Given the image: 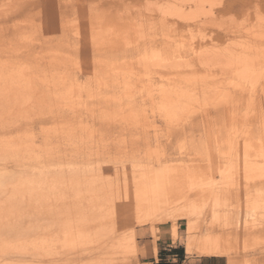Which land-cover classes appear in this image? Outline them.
I'll list each match as a JSON object with an SVG mask.
<instances>
[{
  "label": "rangeland",
  "instance_id": "rangeland-1",
  "mask_svg": "<svg viewBox=\"0 0 264 264\" xmlns=\"http://www.w3.org/2000/svg\"><path fill=\"white\" fill-rule=\"evenodd\" d=\"M224 1L0 0L1 232L38 242L0 264H264V4Z\"/></svg>",
  "mask_w": 264,
  "mask_h": 264
},
{
  "label": "bare ground",
  "instance_id": "bare-ground-1",
  "mask_svg": "<svg viewBox=\"0 0 264 264\" xmlns=\"http://www.w3.org/2000/svg\"><path fill=\"white\" fill-rule=\"evenodd\" d=\"M254 1L258 5L264 4V0H254ZM249 2H251V0H225L223 3H220L219 2L218 6L220 4H222L221 5L222 6V9H229V10L235 9V8H238L239 9L240 7H243L244 5L248 4ZM6 5H8V3H6ZM221 6H219V7L221 8ZM4 205L5 204H3V206ZM14 205L15 204H13V206ZM17 206H18V203H17ZM137 208L138 207H136L135 209H137ZM3 209L4 208H2L1 210H3ZM5 209L7 210V207H5ZM8 209H9V207H8ZM14 209H16V208H14ZM13 211L14 210L12 209L11 212H13ZM4 213H3V215H5ZM14 213H15V211H14ZM21 215L24 216V214H21ZM21 217H20V221H21ZM182 217L183 216L181 214H179V213H173V214H169V215H166V216H163V217H158L154 221H147V219H144V218H136L134 220L136 222L135 224L142 225V224H145V223H152L153 224L155 222L159 223V222H165V221H173V222H176L177 220L182 219ZM1 218H2V214L0 216V251H3V252L4 251L5 252H7V251L23 252V251H26V250H34L36 248L38 242H37L36 234L34 232L35 231V227H36V225L34 223L35 222L34 220H30L29 221V224L27 226H24L23 225L22 227H19L18 229H15V227L12 226V228H14L15 230H12L11 231V229L9 228L11 232L10 231L9 232L7 231L8 233H5L6 231L5 232H1V230H2L1 227L5 224V222L7 220L5 221V219H3V218L1 220ZM13 218H14V216H13ZM6 219H9V217H7ZM16 221L18 222V220H16ZM22 221H24V220H22ZM13 222L14 221H12V224H13ZM173 222H171V223H173ZM14 224H15V222H14ZM18 224H19V222H18ZM22 224H23V222H22ZM20 226H21V224H20ZM2 228H5V227H2ZM132 232L133 231H131V233L129 235L130 237L128 236L129 237V242H127V245L129 243V244H131V247L134 246V244H133V236L134 235L132 234ZM75 234L80 237V239L78 238L79 241L77 242V243H80L77 246L78 247L77 248V251H81V250L84 249L83 246H82V242L87 241V238H84V232L81 229L78 230V231H76ZM124 238H126V237H124ZM200 248H201V251H203L205 254H208V255H218V254L226 253V250H225L223 244L219 241V238L216 237V236H211V235H207L206 237L203 238V242H202ZM231 264H235V262L233 261V262H231Z\"/></svg>",
  "mask_w": 264,
  "mask_h": 264
},
{
  "label": "crops",
  "instance_id": "crops-1",
  "mask_svg": "<svg viewBox=\"0 0 264 264\" xmlns=\"http://www.w3.org/2000/svg\"><path fill=\"white\" fill-rule=\"evenodd\" d=\"M164 240H166V239L164 238ZM165 246L171 247L172 242L170 241L169 243H166ZM154 252H156V251H154ZM210 256H212V255H210ZM151 258H153V260L150 263H156L157 260L162 262L164 260L163 258H160L158 254H157V259H156V257H154L153 254L151 255ZM190 261H191V259H189L187 256H184V258L180 261V264H188ZM194 261L196 262V264H208L210 262L208 259H205L203 257H199L197 259H194ZM211 261H212V263L214 261L215 264H218V262H219L218 259L211 260Z\"/></svg>",
  "mask_w": 264,
  "mask_h": 264
},
{
  "label": "trees",
  "instance_id": "trees-1",
  "mask_svg": "<svg viewBox=\"0 0 264 264\" xmlns=\"http://www.w3.org/2000/svg\"><path fill=\"white\" fill-rule=\"evenodd\" d=\"M169 253L171 255L178 256V260L179 261H181L183 259V257H184L182 248H172V249H169ZM159 257L161 258V256H159ZM158 264H162V263L159 261Z\"/></svg>",
  "mask_w": 264,
  "mask_h": 264
}]
</instances>
